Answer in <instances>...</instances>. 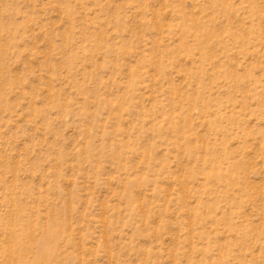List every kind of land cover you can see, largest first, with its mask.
<instances>
[{"label":"rangeland","instance_id":"1","mask_svg":"<svg viewBox=\"0 0 264 264\" xmlns=\"http://www.w3.org/2000/svg\"><path fill=\"white\" fill-rule=\"evenodd\" d=\"M0 264H264V0H0Z\"/></svg>","mask_w":264,"mask_h":264}]
</instances>
